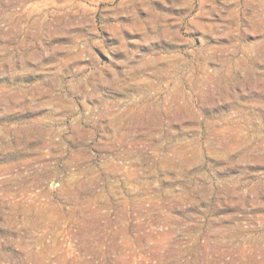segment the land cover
Returning a JSON list of instances; mask_svg holds the SVG:
<instances>
[{
  "label": "rangeland",
  "instance_id": "374dc122",
  "mask_svg": "<svg viewBox=\"0 0 264 264\" xmlns=\"http://www.w3.org/2000/svg\"><path fill=\"white\" fill-rule=\"evenodd\" d=\"M0 264H264V0H0Z\"/></svg>",
  "mask_w": 264,
  "mask_h": 264
}]
</instances>
